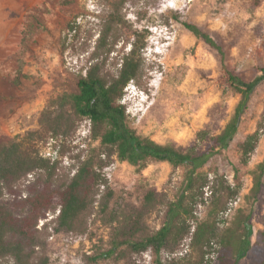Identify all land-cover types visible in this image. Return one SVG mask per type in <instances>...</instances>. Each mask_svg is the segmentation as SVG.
<instances>
[{
	"label": "rangeland",
	"instance_id": "rangeland-1",
	"mask_svg": "<svg viewBox=\"0 0 264 264\" xmlns=\"http://www.w3.org/2000/svg\"><path fill=\"white\" fill-rule=\"evenodd\" d=\"M116 2L124 3L126 24L116 50L106 58L105 69L116 73L119 55L130 51L135 39L144 38L141 53L145 69L138 81L125 88L122 98L128 124L140 135L187 148L197 142L202 130L221 132L240 100L222 71L217 52L187 29L185 21L222 33L230 50V66L247 77L256 66L264 65V0H0V137L24 141L39 157L58 163L56 187L67 183L94 149H101L87 117L77 121L70 135L45 132L41 125L46 109L55 110L60 97L78 92V78L81 71L85 72L84 55L79 57L72 49L75 33L68 24L73 20L82 24V37L89 38L91 45L85 53L88 57L109 6ZM257 129L258 147L243 164L240 144ZM36 132L40 135L31 137ZM263 159L264 81L251 97L231 148L201 169L211 179L221 182L224 178L238 192L225 199L227 210L219 214L222 229L234 219L238 208L248 213L254 206V228L264 231V182L258 198H248L252 171ZM185 171L186 167L150 157L134 165L114 155L102 171L108 184L101 187L98 202L88 214L85 233L59 226V199L56 210L47 213L39 224L42 229L49 223L40 238L48 264H189L195 260L190 234L183 239L170 238L160 253L153 248L135 252L124 236L114 254L104 255L113 247L116 227L126 225L125 214L133 219L127 233L136 237L156 233L164 225ZM41 173H33L19 185L21 196L28 194L27 185ZM152 190L160 193L165 203L147 208L145 197ZM109 192L112 198L106 210L101 198ZM205 192L203 201L194 206L193 216L185 218L193 225L192 231L197 221L208 218L211 205L217 201L208 187ZM5 199L11 198L6 195ZM213 246L218 249L217 243ZM213 248L206 259L214 264L218 252ZM263 252L262 246L254 245L239 264H257Z\"/></svg>",
	"mask_w": 264,
	"mask_h": 264
},
{
	"label": "trees",
	"instance_id": "trees-1",
	"mask_svg": "<svg viewBox=\"0 0 264 264\" xmlns=\"http://www.w3.org/2000/svg\"><path fill=\"white\" fill-rule=\"evenodd\" d=\"M123 4L113 3L106 19L101 22V29L94 50L87 57L91 47L85 35L82 37V24L70 21L68 29L73 31L72 49L85 61V72L78 78V92L60 97L55 103V110L46 109L41 116V125L45 132L55 135H70L75 131L77 121L87 117L93 124L94 136L100 140L101 149H94L81 161L75 174L67 183L56 187L58 163L39 157L35 151L26 148L24 141L0 137V264H48L49 257L40 248L43 228L39 224L46 219L47 213L56 210L59 199L57 221L61 228L77 233H85L88 228V214L98 202L102 186H107L108 179L102 172L116 155L120 161L139 164L146 158L167 161L176 167H186L184 180L177 199L170 203L167 220L156 233H142L139 237L127 233L132 228V217L124 215V226H117V237L113 247L104 255L114 254L120 248V238L126 236V243L135 252L153 248L160 253L172 237L183 239L190 234L191 247L197 258L189 264H213L206 255L217 243L218 252L214 264H239L254 245L264 248V231L254 228V206L246 213L238 208L230 224L221 228L219 214L227 210L226 201L238 192L222 178H210L201 169L223 150H229L240 130L243 116L250 108V100L257 87L264 81V65H258L255 72L247 77L243 72L233 69L229 64L230 50L224 36L219 31L185 21L184 25L196 37L214 49L220 59L222 71L229 85L240 94L234 114L221 132L212 134L202 130L197 142L184 148L172 143H159L156 140L137 133L128 124L126 106L122 103L125 88L138 81L145 69V60L141 50L144 38L138 37L131 43L130 51L119 55L120 67L116 73L105 69L106 58L116 50V44L122 35L126 21ZM137 36V35H135ZM83 68V69H84ZM40 135V133H32ZM260 129L246 136L240 144L241 160L247 164L258 147ZM105 157V158H104ZM43 172L28 186V194L21 196L19 185L31 173ZM253 174V187L248 198L256 200L264 182V159L258 163ZM222 186L220 187V183ZM213 197H218L210 207L208 218L187 224L186 219L194 214V206L205 198L206 188ZM6 195L10 200L5 199ZM21 196V197H20ZM110 192L101 198L106 210L110 206ZM165 203L164 197L156 191H150L145 197V207L152 208ZM186 218V219H185ZM119 221V219H118ZM122 223L121 221H119ZM138 222H136L137 224ZM119 232V233H118ZM126 232V233H125ZM117 240V241H116ZM102 253H100L101 255ZM257 264H264V252Z\"/></svg>",
	"mask_w": 264,
	"mask_h": 264
},
{
	"label": "built area",
	"instance_id": "built-area-1",
	"mask_svg": "<svg viewBox=\"0 0 264 264\" xmlns=\"http://www.w3.org/2000/svg\"><path fill=\"white\" fill-rule=\"evenodd\" d=\"M42 155H43V154H42ZM43 156L45 157V155H43ZM28 177H29V178H32V177H33V173L29 174ZM59 212H60V210H58V214H59ZM41 224H43V222H42Z\"/></svg>",
	"mask_w": 264,
	"mask_h": 264
}]
</instances>
